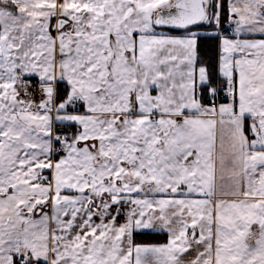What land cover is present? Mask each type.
<instances>
[{
    "label": "snow or ice",
    "instance_id": "obj_1",
    "mask_svg": "<svg viewBox=\"0 0 264 264\" xmlns=\"http://www.w3.org/2000/svg\"><path fill=\"white\" fill-rule=\"evenodd\" d=\"M0 264H264V0H0Z\"/></svg>",
    "mask_w": 264,
    "mask_h": 264
},
{
    "label": "trees",
    "instance_id": "obj_2",
    "mask_svg": "<svg viewBox=\"0 0 264 264\" xmlns=\"http://www.w3.org/2000/svg\"><path fill=\"white\" fill-rule=\"evenodd\" d=\"M144 239H153V237H145Z\"/></svg>",
    "mask_w": 264,
    "mask_h": 264
}]
</instances>
